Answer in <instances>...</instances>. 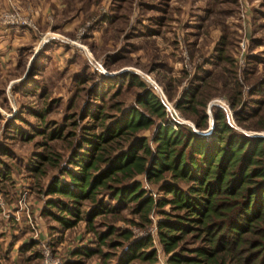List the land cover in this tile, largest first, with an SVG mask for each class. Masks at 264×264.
Listing matches in <instances>:
<instances>
[{
	"label": "rangeland",
	"instance_id": "obj_1",
	"mask_svg": "<svg viewBox=\"0 0 264 264\" xmlns=\"http://www.w3.org/2000/svg\"><path fill=\"white\" fill-rule=\"evenodd\" d=\"M13 5L35 28L7 27L25 39L16 46L14 66L0 70V264H46L44 250L48 264H116L128 245L121 236L126 232L130 240L150 236L146 249L156 250L155 264H170L157 238L155 207L149 221L129 203L118 214L96 216L92 226L82 219L64 228L42 214L47 199L56 197L47 194V186L54 177L67 179L63 169H74L69 162L85 133L101 132V122L93 119L100 111L107 125L122 111H144L137 105L144 90L170 106V118L191 131L210 133L212 115L221 108L235 131L264 137V0ZM193 105L207 117L202 130L195 126ZM154 132L155 127L141 130L136 137L150 141ZM144 187L154 198L161 195L156 182L144 181ZM89 205L82 202V214ZM109 225L115 231L100 242L98 235ZM114 240L120 245L110 246ZM77 248L100 252L75 256ZM102 253L111 256L104 260Z\"/></svg>",
	"mask_w": 264,
	"mask_h": 264
},
{
	"label": "trees",
	"instance_id": "obj_2",
	"mask_svg": "<svg viewBox=\"0 0 264 264\" xmlns=\"http://www.w3.org/2000/svg\"><path fill=\"white\" fill-rule=\"evenodd\" d=\"M133 83L144 88L141 81ZM137 105L144 111H122L108 125L102 111L93 118L101 122V132L85 133L69 162L74 169H63L67 179L54 177L48 184L47 194L56 197L47 199L42 214L71 228L82 219L92 226L96 216L118 214L129 203L149 221L155 207L157 238L170 264H264V137L235 131L221 108L212 115L210 133L200 134L170 118L166 105L149 90L138 95ZM190 109L196 128L204 129L207 117L194 105ZM152 127L153 147L147 138L136 137ZM144 181L158 183L161 195L154 198ZM83 201L90 203L84 214ZM114 231L109 225L98 235L100 242ZM121 236L129 241L116 264L157 262L156 250L146 249L152 245L150 236ZM98 252L77 248L74 255ZM110 256L102 253L104 260Z\"/></svg>",
	"mask_w": 264,
	"mask_h": 264
},
{
	"label": "crops",
	"instance_id": "obj_3",
	"mask_svg": "<svg viewBox=\"0 0 264 264\" xmlns=\"http://www.w3.org/2000/svg\"><path fill=\"white\" fill-rule=\"evenodd\" d=\"M16 0H0V8L7 9L15 4ZM25 39L19 36L17 29L0 27V70L10 64L14 66L16 46Z\"/></svg>",
	"mask_w": 264,
	"mask_h": 264
},
{
	"label": "built area",
	"instance_id": "obj_4",
	"mask_svg": "<svg viewBox=\"0 0 264 264\" xmlns=\"http://www.w3.org/2000/svg\"><path fill=\"white\" fill-rule=\"evenodd\" d=\"M29 27V28H35V25L31 21L30 18L24 17L21 15L19 10L16 8L15 5H11L8 9L0 10V27ZM169 109H171L170 106H168ZM168 109V110H169ZM172 110V109H171ZM155 242V240H153ZM43 256L45 263L50 258L49 252L47 250L43 251ZM50 264H63L59 260L53 259Z\"/></svg>",
	"mask_w": 264,
	"mask_h": 264
},
{
	"label": "water",
	"instance_id": "obj_5",
	"mask_svg": "<svg viewBox=\"0 0 264 264\" xmlns=\"http://www.w3.org/2000/svg\"><path fill=\"white\" fill-rule=\"evenodd\" d=\"M208 133V132H207ZM200 134H205V133H200Z\"/></svg>",
	"mask_w": 264,
	"mask_h": 264
}]
</instances>
